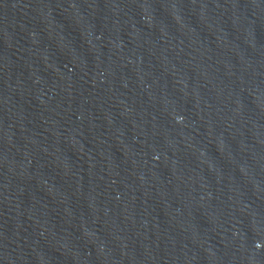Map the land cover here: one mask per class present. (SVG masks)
I'll return each instance as SVG.
<instances>
[{"label": "water", "instance_id": "1", "mask_svg": "<svg viewBox=\"0 0 264 264\" xmlns=\"http://www.w3.org/2000/svg\"><path fill=\"white\" fill-rule=\"evenodd\" d=\"M0 264H264V0H0Z\"/></svg>", "mask_w": 264, "mask_h": 264}]
</instances>
